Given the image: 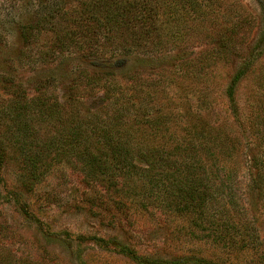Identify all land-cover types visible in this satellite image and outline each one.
<instances>
[{
	"label": "trees",
	"instance_id": "1",
	"mask_svg": "<svg viewBox=\"0 0 264 264\" xmlns=\"http://www.w3.org/2000/svg\"><path fill=\"white\" fill-rule=\"evenodd\" d=\"M40 6L45 12L21 32L25 40L50 32L40 58L189 52L168 65L123 73L79 67L63 99L52 97L46 106L36 98L32 112L21 105L23 156L73 159L87 184L113 191L120 213L142 207L165 224L177 218L179 264L259 248L243 199L254 191L264 211V66L255 64L254 25L224 0H40ZM251 73L261 98L249 96L246 113L234 121L218 113L217 81L224 78L223 95L240 109L237 83ZM44 125L52 135L29 155L28 134ZM202 243L212 252L200 255Z\"/></svg>",
	"mask_w": 264,
	"mask_h": 264
},
{
	"label": "rangeland",
	"instance_id": "2",
	"mask_svg": "<svg viewBox=\"0 0 264 264\" xmlns=\"http://www.w3.org/2000/svg\"><path fill=\"white\" fill-rule=\"evenodd\" d=\"M224 1L254 25L250 30L256 39L251 47L258 52L255 64L263 67L264 0ZM42 10L40 0H0V261L179 264L177 218L165 224L142 207H127L120 213L112 205L113 191L95 182L87 184L71 158H52L48 153L28 160L19 150L23 125L17 112L23 109L21 105L32 112L36 98L42 97L46 106L52 97L63 99L79 67L117 73L148 69L168 65L189 49L147 56L117 53L96 60L68 52L55 60L40 58V50L44 51L50 41V32L42 31L38 39L31 40H25L21 32L41 16ZM252 79L251 73L237 83L240 109L226 100L221 87L225 80L219 79L217 84L221 86L215 90L217 112L232 121L244 115L251 102L246 99L251 95L261 98ZM34 131L35 136L32 131L31 137L28 134L27 144L30 142L34 151L29 155L37 154L36 146L43 145V141L46 144L52 135L50 125ZM243 199L255 219L261 245L233 257L209 259L207 264H264V211L256 203L254 191L249 190ZM199 250L200 255L212 252L203 243Z\"/></svg>",
	"mask_w": 264,
	"mask_h": 264
}]
</instances>
